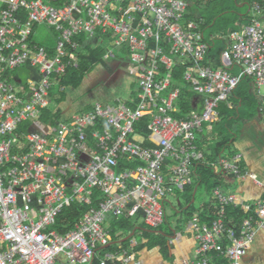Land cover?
<instances>
[{"label": "built area", "instance_id": "2783aa9c", "mask_svg": "<svg viewBox=\"0 0 264 264\" xmlns=\"http://www.w3.org/2000/svg\"><path fill=\"white\" fill-rule=\"evenodd\" d=\"M191 1L69 0L55 6L0 0V264H151L133 235L113 242L107 214L119 220L142 215L152 229L163 225L167 193L194 184L203 157L198 133L214 129L219 105L245 77L259 93L264 88L261 2L249 0V22L223 32L226 47L215 68L204 62L211 45L202 20L187 19ZM41 24L54 30L56 43L32 39ZM83 33L129 43V72L142 91L136 108L96 102L69 120L57 117L55 93L66 90L62 76L78 61ZM179 64L186 65L184 78L203 107L176 117L180 88L172 89V70ZM25 65L32 77L21 80L15 72ZM145 117L157 145L146 144L148 137L137 131ZM240 159L223 157L210 167L241 179ZM213 198L212 222L201 212L187 221L195 250L180 264H243L264 230V197L245 204L217 186ZM73 205L83 209L67 214ZM231 207H242L240 224L229 219Z\"/></svg>", "mask_w": 264, "mask_h": 264}, {"label": "rangeland", "instance_id": "374dc122", "mask_svg": "<svg viewBox=\"0 0 264 264\" xmlns=\"http://www.w3.org/2000/svg\"><path fill=\"white\" fill-rule=\"evenodd\" d=\"M207 2H210V0L204 1L205 4H203L204 6L202 7L203 9L201 8L202 10H200V13L205 19H208V17L212 18V16L216 15L214 22L217 20V23L219 24L216 33L228 30L230 26L228 25L227 19L232 17L233 14L240 15V13H246L248 8V5L246 4L242 6V0H240V2H236V0H216L211 3ZM191 3H193V0ZM223 5L228 7L229 12H225L223 16H217L221 12ZM248 22L249 20L244 23ZM212 30L213 26L207 28L205 30L206 36H208ZM53 33L54 30L50 29L47 25H37L32 39L43 44L56 43L53 40ZM100 34L107 39L106 47L108 50H106L110 51V57L105 59V61L100 62L92 73L86 75L79 87H68L62 92L58 91L55 93V99L61 107L59 113L60 116L63 117V120H69L74 115L85 112L96 102L103 105H113L116 103V99L118 98L128 100L140 89V80L129 72L130 53L126 49V46H128L129 43L117 45L115 43V39L110 35L104 33ZM17 72L21 80H26L32 77V73L29 70L20 69L15 73ZM189 84L192 86L191 83ZM53 106L54 105H52V107ZM250 120L251 119H244V122H246L244 126L245 133L236 143L239 144V146L243 141L253 140L252 136L254 131H251L252 127L250 126ZM257 137H259V135H256V139ZM206 169L211 170L208 167H206ZM213 180L214 179L210 176V172L206 171L205 182L198 187L196 191V202L192 205V207L195 206L198 209L201 201L207 198V195L212 194L214 189L212 183ZM195 182L196 179L194 177V184H196ZM166 198L173 204V206L170 205L169 202L166 205L167 219L159 228H149L144 223L142 215L129 219L132 226L129 229L124 228L127 233L134 236L140 245L145 244V247L141 252L151 264H157L158 262L168 263L169 261H172L169 259H165V261L164 258H162V248L164 247L166 248L164 250V252L167 253L166 255H169V258H174L176 262L180 263L183 257L191 254L192 243L194 244V240H189L188 237V235L192 232L188 233L185 230L188 213L191 210V208L190 210L187 209L185 190L180 187L174 194L167 193ZM193 214H196V212ZM107 219L108 221L110 220V222L111 220H119L110 213L107 214ZM118 228L119 226H117V229ZM133 230H137V232L135 233ZM176 232L177 239H182L183 242H178L176 239L174 240L175 244H173L171 243V238ZM152 240H160L164 246L162 248L159 245L148 247V241ZM255 242L256 243H254L248 258L243 262V264H264V230L258 233Z\"/></svg>", "mask_w": 264, "mask_h": 264}, {"label": "trees", "instance_id": "16d2710c", "mask_svg": "<svg viewBox=\"0 0 264 264\" xmlns=\"http://www.w3.org/2000/svg\"><path fill=\"white\" fill-rule=\"evenodd\" d=\"M51 4L55 5V6H62L64 5V3L67 0H48ZM214 2L216 0H210V2L207 3H211ZM263 4L264 7V1L260 0ZM236 2H239V0H236ZM235 2V3H236ZM203 4L205 3H200L198 1L193 0V3L190 4V13L188 15L187 19H193L196 22H201V29L202 31L205 33V30L207 28H210V26H213V30L209 33L208 36H206V33L204 34L205 40L211 45V43H216V46L211 45L210 50L208 55L206 56L204 62L205 64L207 63V60L211 59L213 62H220V54L222 52V50L226 47V42L225 40L220 41L219 39H217V37H214L217 28L219 27V24L216 22H214V18L216 17V15L211 17H208V19H205L204 17H197L195 14L200 10H202L203 8ZM202 8V9H201ZM229 12V9L226 5H223V8L221 9V12L217 15V16H223L225 14V12ZM237 14V13H236ZM204 18V19H202ZM249 18V14L245 15V17H240V15H234L232 17H230L229 19H227L228 25L230 26L229 28L231 29H237L238 28V23L239 22H245L247 21ZM226 20V19H225ZM57 36L55 33H53V36ZM79 40L81 41V47H80V52L78 53V61L73 62L72 66H70L66 73L62 76V85L66 88L68 87H73V88H77L79 87L85 76L92 73L95 68L100 64V62L105 61V55L107 53V47H106V43H107V39L106 37H103L100 33H98V36L96 37H89L86 34H81V36L79 37ZM162 44L166 47V51H168L169 47L168 45L164 44V42H162ZM107 49V50H106ZM128 49V48H126ZM87 50V51H86ZM107 59V58H106ZM181 63V62H180ZM218 65H220L218 63ZM22 69L28 70V66L25 65ZM162 70H164L162 68ZM186 70V65L185 64H179L176 65L173 70V86L172 89L174 88H180V95L179 98L176 102V106L180 109V112L176 113L173 112V115L176 117H179L181 115L187 114L188 112H191L194 109H202L203 105L201 106V104L203 103V98L197 94L194 89L192 88V86L185 80L184 78V73ZM191 87V89H190ZM238 91L236 93V96L239 97V100L235 101V106H233L232 110L229 111L227 110V107L225 106V108L222 110V104L219 105V113L220 116L224 115V119H223V125H221V127L226 128L229 130V132H226L225 130H219V134L223 135L222 138H218L217 142L215 143V153L214 155L216 156L222 148L228 146L229 144H231V138L233 137L232 135V125L231 122H228V118H230L232 116L233 112L236 111H240L241 113H246L247 112V117L249 119L254 118L257 116V114L259 113V110L262 106L261 102L257 99L256 95H254L251 91V79L245 77L239 87L237 88ZM240 89V90H239ZM165 91L161 92V95H164ZM142 91L139 89L138 92H136L134 95H132L130 100H125V99H116V103L114 104H118V103H127L128 105L133 106L134 104H137L138 101L140 100ZM135 99V101H134ZM240 100H242V107L239 108L238 105H240ZM60 102V100H59ZM246 106V107H245ZM244 107V109H243ZM92 107L90 106L89 109H91ZM89 109H87L86 111H88ZM227 110V111H226ZM57 117H60V113L57 114ZM227 118V119H226ZM149 118L145 117L143 118L140 122H138V124L136 125L137 131L140 133H144L148 139L146 141V144L148 145H157V140L156 139V135H154L152 132H150L146 126L147 122H148ZM216 125V124H215ZM205 157V159H203V161L200 162V165L197 166L198 169H196V172L199 171L200 173V183L202 184L203 182H205V173L206 171L210 172V176L214 179L213 180V187L216 188L217 186H221L219 184H225V180L226 178L222 177L223 175H232L229 174L226 171H220V170H213L210 165L213 162H218L221 159L219 157ZM205 160H208L205 162ZM206 167L210 168L206 169ZM233 176V175H232ZM234 177V176H233ZM198 181V180H197ZM196 181V182H197ZM195 186L196 184L193 185H187L184 187H181L182 189L185 190V196H186V200H187V209L190 210V208L192 207V205H189L192 203L193 198H194V190H195ZM214 190V189H213ZM211 198L212 201H214L213 198V192L211 194ZM211 203H209L210 205ZM189 205V206H188ZM211 206V205H210ZM78 209H83L82 206L80 205H73L72 207L66 209V213L67 214H71L74 213L76 214V212L78 211ZM203 210V209H202ZM201 212V219L203 221H206L208 223L212 222L214 215L211 213L212 212V208H209L208 210V214L204 216V213ZM209 213H211V217L208 216ZM80 214V213H79ZM191 215V214H190ZM233 215L234 216V220L240 224L242 221V218L245 216L243 214V210L242 207L239 208H233L231 207L229 209V216ZM189 217V216H188ZM191 217V216H190ZM78 218V214L77 216H75V219ZM211 220V221H210ZM74 221V220H73ZM234 221V223H235ZM111 230H112V234L111 237L113 239V242L116 241H123L122 243H125L127 240H124L127 238V236L130 233H127L124 228L129 229L132 224L130 222L129 219H122V220H111ZM117 226H119V228L117 229ZM122 231H124V233H122ZM135 231V230H133ZM137 232V230L135 231V233ZM173 244L174 241H173ZM161 246V248L164 246L163 243L160 242V240H152V241H148L147 246L148 247H153V246ZM145 247V244H141L139 247V250H142ZM166 248H162V252H163V257H168L169 260H172L173 264H178L175 262L174 258H169V255H166L167 253L164 252ZM222 261V260H221ZM175 262V263H174Z\"/></svg>", "mask_w": 264, "mask_h": 264}, {"label": "crops", "instance_id": "0c3cea01", "mask_svg": "<svg viewBox=\"0 0 264 264\" xmlns=\"http://www.w3.org/2000/svg\"><path fill=\"white\" fill-rule=\"evenodd\" d=\"M67 1H69V0H67ZM195 1H198L200 3H204V1H207V0H203V1L195 0ZM242 1H243L242 6H244V4L248 5L247 4L248 0H242ZM239 2H240V0H239ZM263 10H264V8H263ZM248 13H249V6L247 8L246 13H244V14L240 13V17H245V15H247ZM195 15L197 17H200V16L202 17V15L199 11ZM202 19H204V18H202ZM243 23L244 22H242V21L239 22L238 27H240L241 24H243ZM229 30H232V29L229 28L228 30L221 31L219 33H215L214 37H217V39H219L220 41L225 40L222 37V34H224L225 32H227ZM211 45L216 46V43L212 42ZM107 54L110 55V51H107L106 55ZM106 55H105V59H106ZM218 63L220 65H218ZM206 64L212 65L215 68L221 66V62H219V61L213 62L211 59L207 60ZM237 71L238 70L235 68L232 69V72L236 73ZM237 88L234 91V93L230 96L228 101L224 102V104H222V107H221L222 110L226 106L227 110L231 111L233 106H235L234 102L239 100V97L236 96V93L238 91ZM251 91L254 95H256L257 99L262 104L257 116L254 118H251V120H250V126L252 127L251 131H254L253 136H252L253 140L243 141L242 143H240L241 144L240 146H239V144H236L243 137V135L245 133L244 126H245L246 122H244V119H249L247 117V112L241 113L240 111H236V112L232 113V116L230 118H228V119L226 118L228 120V122L229 121L231 122V125H232L233 137L231 138V140H232L231 144L222 148L221 151L216 156L214 155V153H215L214 148L216 146L215 143L217 142L218 138L223 137V135L219 134V130H222V131L225 130L226 132H229V130L226 129L227 127L226 128L221 127V125H223V122H224L223 121L224 115H225L224 114V115L220 116V119L215 123L216 125L214 124V129L212 131H210L208 129H204L202 132L200 131L198 133V147H199L201 152L202 151L204 152L205 157H211V156L214 157L215 156L216 158L217 157L220 158V156H221V158H223V157L232 158V157H235L238 155L241 156L240 163L242 164V168L244 170V177L241 179H238V178L233 177L232 175H228V174L223 175L222 177L226 178V180L224 181L225 184H219V185H221L226 191L234 193L237 196V199L239 201L245 202V204L253 205L254 201L259 200V199L264 197V88L259 93L258 91H260V90L254 89V84H253V81L251 80ZM201 106H202V104H201ZM238 106H239V108L242 107V100H240V105H238ZM219 127H220V129H219ZM256 135H259V137H257V139H256ZM248 144L250 147L248 146ZM206 161H208V160H206ZM196 169H198V168H196ZM251 175H255L256 178L252 177ZM195 179H196V181L197 180L198 181L195 182L196 186H195V190H194V198H193L192 203L189 205H193L196 202V191H197L198 187L201 185L199 171L196 172ZM175 192H177V190ZM174 193H172V194H174ZM206 194H207V191H206ZM209 203L212 204L211 194L207 195V198H205L203 201H201L198 209L195 206L191 207V210L188 213V216H189L188 220L193 216L194 212L202 211V213H204V216L207 215L209 208H211V206H210L211 204L209 205ZM169 204L173 206V204L170 201H169ZM211 213H209V214H211ZM211 215H208V216L211 217ZM229 219L235 221L233 215H230ZM235 224H238V223L235 221ZM188 233H191V232H188ZM188 237H189V240H191V239L194 240V244L192 243L191 254L186 255L182 259H185V258L190 259L194 255L193 253L195 250V239H194V236L192 233L190 235H188ZM181 242H183V241L181 240ZM254 243H256V242L254 241ZM254 243L252 244V247H253ZM260 243H262V242H260ZM252 247L247 252L246 256L244 257V261L248 258L250 251L252 250ZM162 258H164V260L168 259V257L166 258L163 256H162ZM171 263H173V262H171ZM176 263H178V262H176ZM178 264H180V263H178Z\"/></svg>", "mask_w": 264, "mask_h": 264}, {"label": "clouds", "instance_id": "9594fccd", "mask_svg": "<svg viewBox=\"0 0 264 264\" xmlns=\"http://www.w3.org/2000/svg\"><path fill=\"white\" fill-rule=\"evenodd\" d=\"M260 1V0H259ZM261 2V1H260ZM248 6H249V10H250V1L248 0ZM261 4H262V2H261ZM262 6H263V4H262ZM264 8V7H263ZM249 14V13H248ZM131 99V98H130ZM130 99H128V100H130ZM172 261H169L168 263H171Z\"/></svg>", "mask_w": 264, "mask_h": 264}, {"label": "flooded vegetation", "instance_id": "af4514ba", "mask_svg": "<svg viewBox=\"0 0 264 264\" xmlns=\"http://www.w3.org/2000/svg\"><path fill=\"white\" fill-rule=\"evenodd\" d=\"M202 153H203V157H202V159L198 162V165L200 164L201 161H203V159H205V154H204L203 151H202ZM205 162H206V160H205Z\"/></svg>", "mask_w": 264, "mask_h": 264}, {"label": "bare ground", "instance_id": "6f19581e", "mask_svg": "<svg viewBox=\"0 0 264 264\" xmlns=\"http://www.w3.org/2000/svg\"><path fill=\"white\" fill-rule=\"evenodd\" d=\"M86 51H87V50H86ZM138 104H139V103H137V104H134V105H133V107H135V108H136Z\"/></svg>", "mask_w": 264, "mask_h": 264}]
</instances>
